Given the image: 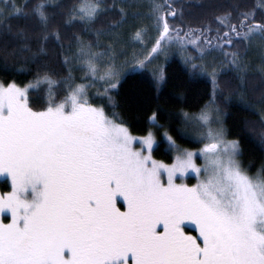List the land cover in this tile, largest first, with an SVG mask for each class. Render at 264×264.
I'll return each mask as SVG.
<instances>
[{"label": "rangeland", "instance_id": "obj_1", "mask_svg": "<svg viewBox=\"0 0 264 264\" xmlns=\"http://www.w3.org/2000/svg\"><path fill=\"white\" fill-rule=\"evenodd\" d=\"M19 2L0 0V18L18 11ZM124 6L119 28L97 34L101 50L86 44L70 58L69 84L76 78L87 81L71 85L63 102L35 111L27 92L40 82H0V264H135L142 239L162 234L165 239L147 247L155 252L153 259L168 255L169 237L209 259L219 227L229 237L235 264H264V176L240 165L237 142L227 138L224 115L212 100L199 114L181 115V133L198 143L192 149L153 125L154 115L147 134L135 136L88 100L89 89L105 91L110 84L113 89L124 73L120 66L128 64V70L149 68L158 88L173 55L200 66L216 90L224 66L219 64L226 60L217 47L206 41L204 50L192 37L172 36L167 22L162 36L163 16L166 21L174 13L159 15L155 0ZM98 11L99 5L83 1L73 16L87 21ZM250 25L242 37L261 56L263 29ZM158 134L172 151L170 163L152 156ZM75 191L78 213L70 216L64 211ZM44 212L36 239V246L45 248L41 257L40 248L31 252L33 240L23 236ZM141 217L150 223L131 232ZM184 223L196 231L199 248L192 238L179 240L176 232L184 231ZM161 226L163 231L153 233Z\"/></svg>", "mask_w": 264, "mask_h": 264}, {"label": "trees", "instance_id": "obj_2", "mask_svg": "<svg viewBox=\"0 0 264 264\" xmlns=\"http://www.w3.org/2000/svg\"><path fill=\"white\" fill-rule=\"evenodd\" d=\"M83 1L99 5V11L91 20L73 16L76 6ZM133 1L20 0L18 11L0 18V82L20 86L40 82L27 92L28 105L35 111L63 102L71 85L87 81L76 78L69 84L70 58L75 56L76 50L87 49L86 44L94 47L92 51L101 50L96 38L118 29L126 8L123 4ZM155 1L160 7L159 15L174 13L173 17L166 16L172 36L192 37L204 50L203 44L208 41L218 48L215 51L225 55V62L219 64V67L224 66L216 76L214 93L207 73L200 66L185 64L173 55L165 63L164 79L158 88L149 68L128 70V64L120 66L119 73H124L116 78L113 89L111 84L105 91L89 89L88 100L135 136L147 134L152 125L149 118L154 115L153 125L159 130L165 129L179 146L190 149L198 143L181 133V115L199 114L212 100L224 115L227 138L237 142L240 165L249 174L259 172L264 176V50L261 56L255 55L248 38L242 37L246 32L244 27L256 22L263 29L259 38L264 41V0ZM239 27L243 28V33ZM134 58L125 60L131 62ZM152 156L163 163L173 160L172 151L160 134ZM72 194L76 196L77 192ZM77 201L70 199L64 212L72 213ZM45 218L46 212L33 228L30 224L23 236V240H33L31 252L40 248L39 243L36 246V239ZM181 227L184 231L180 234L195 239L199 248L201 242L196 238V231L188 223ZM134 229L138 232L139 228L132 227L131 232ZM176 241H171L173 247ZM178 247L180 249L181 243ZM179 249H172L164 257L157 256L154 264H192L191 256ZM228 249L233 259L230 246ZM40 252L43 257L45 248H40ZM143 259L147 260L148 256Z\"/></svg>", "mask_w": 264, "mask_h": 264}, {"label": "flooded vegetation", "instance_id": "obj_3", "mask_svg": "<svg viewBox=\"0 0 264 264\" xmlns=\"http://www.w3.org/2000/svg\"><path fill=\"white\" fill-rule=\"evenodd\" d=\"M30 154V152L28 153V155ZM78 193V191H77ZM78 199V194L75 196L73 195V199ZM78 203V201H77ZM77 209L76 207L72 210V213L70 216H76L77 214ZM152 216V214L150 215V217ZM148 218H142L141 217V221H140V224L137 226V224L135 225L136 228H139L141 229V227H144L146 225V220ZM157 217L154 218V222L151 223V224H155L157 221ZM147 224H148V221H147ZM135 226L133 225L132 227L135 228ZM137 229V230H139ZM159 230H164V227L161 226L159 228H155V230L153 231V233H157ZM163 233V232H162ZM165 234V233H164ZM176 234L178 235L179 237V240H181V242H184L185 243V240L189 239L191 241V238H185L183 237V235L180 234V232H176ZM156 238H154L153 240H150V241H146L145 239H142V241L140 242V250L138 251V253H136V257L133 259L134 262H136L137 264H145L148 263V264H154L155 261L153 260L152 258V255L153 253H155L154 251H147V247L148 246H151L153 247L155 244H157V239H158V243L161 242L163 239H165V236H163L162 234V237L160 235H156L154 236ZM137 240L139 241V237H137ZM156 240V242H155ZM215 249H214V256L212 258H209L207 259L206 257H204L201 253H198V251L194 250L195 252L192 253V249L189 248V246H191L190 244L185 247L181 246L180 249H182V253H185L187 256H191L189 258V261L192 262V264H235V262L233 261L232 259V256H231V253L229 252V238L227 236V233L226 232H223L221 227H219V230L217 233H215ZM147 243H146V242ZM171 238L169 237V241H167V245H168V252L171 251L172 252V249H176V251L179 249L178 245H174L173 247V243H171ZM195 244V239L192 240ZM172 246V247H171ZM179 249V250H180ZM147 255L148 256V259L147 260H144L143 257ZM223 259L225 261H223ZM131 261V260H130ZM174 263L175 262V259L173 260ZM85 262V260H84ZM83 262V263H84ZM221 262H224V263H221Z\"/></svg>", "mask_w": 264, "mask_h": 264}, {"label": "water", "instance_id": "obj_4", "mask_svg": "<svg viewBox=\"0 0 264 264\" xmlns=\"http://www.w3.org/2000/svg\"><path fill=\"white\" fill-rule=\"evenodd\" d=\"M168 30H169V28H168V26L166 24V21L164 19V16H163V31H162V36L166 35L167 32H168Z\"/></svg>", "mask_w": 264, "mask_h": 264}]
</instances>
